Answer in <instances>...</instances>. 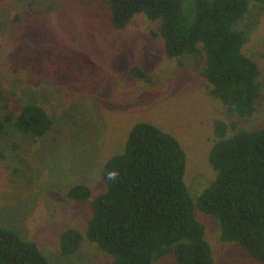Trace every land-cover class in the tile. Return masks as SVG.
I'll use <instances>...</instances> for the list:
<instances>
[{"label":"rangeland","instance_id":"374dc122","mask_svg":"<svg viewBox=\"0 0 264 264\" xmlns=\"http://www.w3.org/2000/svg\"><path fill=\"white\" fill-rule=\"evenodd\" d=\"M246 20L244 49L258 64L262 88L255 112L242 118L211 95L202 44L198 52L168 57L156 34L159 20L138 14L118 29L104 0H0V113L4 105L16 115L36 103L53 119L41 138L13 122L0 132V226L35 241L49 264H114L88 239L66 255L60 237L69 227L87 229L92 200L106 189L104 164L138 121L178 138L187 185L198 195L216 176L209 161L215 119L237 129L264 126V10ZM135 65L150 78L134 75ZM78 182L90 186L88 200L67 196ZM196 216L215 264H261L237 242L220 239L215 216L200 208ZM155 264L176 263L165 256Z\"/></svg>","mask_w":264,"mask_h":264},{"label":"trees","instance_id":"16d2710c","mask_svg":"<svg viewBox=\"0 0 264 264\" xmlns=\"http://www.w3.org/2000/svg\"><path fill=\"white\" fill-rule=\"evenodd\" d=\"M115 28L127 27L138 14L159 20L156 34L165 53L180 58L199 51L210 93L231 113L246 118L257 106L262 84L257 62L246 53L250 22L264 10V0H104ZM137 77L149 79L135 65ZM8 122L43 137L53 119L40 104H24L15 115L9 105L0 113V132ZM233 129V132H231ZM209 161L215 178L194 196L185 179L187 155L178 138L150 121L134 123L123 149L104 164L106 189L92 200L85 231L69 227L61 251L75 253L88 239L114 264H155L173 256L176 264H215L205 225L196 208L215 216L220 239L237 242L264 264V126L235 128L214 121ZM67 196L85 201L90 186L78 182ZM0 264H49L45 253L15 229L0 226Z\"/></svg>","mask_w":264,"mask_h":264}]
</instances>
